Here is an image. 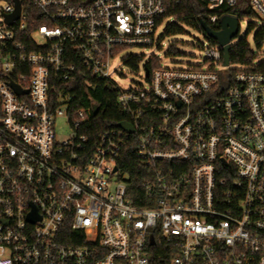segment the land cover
Here are the masks:
<instances>
[{
  "label": "built area",
  "instance_id": "1",
  "mask_svg": "<svg viewBox=\"0 0 264 264\" xmlns=\"http://www.w3.org/2000/svg\"><path fill=\"white\" fill-rule=\"evenodd\" d=\"M17 1L8 23L16 2L0 0V264H264V71L224 66L203 34L200 64L145 62L147 86L121 89L110 61L159 45L163 0ZM241 1L264 18V0ZM99 82L133 130L120 121L90 151L80 130L96 103H72ZM129 143L148 206L132 204L117 166Z\"/></svg>",
  "mask_w": 264,
  "mask_h": 264
},
{
  "label": "trees",
  "instance_id": "2",
  "mask_svg": "<svg viewBox=\"0 0 264 264\" xmlns=\"http://www.w3.org/2000/svg\"><path fill=\"white\" fill-rule=\"evenodd\" d=\"M163 4L165 6V13L161 19H158V22L163 20V18H170L172 21L166 24L162 36L184 33L181 24L203 33L200 27V22L202 21L212 30L216 31L219 29V22L217 21L211 24L208 21V16L213 14L219 17L230 14L236 17L237 20L245 16L255 17L253 11L241 0H238V3L232 7H220L219 9H208L206 3L201 0H163ZM251 29L252 26L249 25L248 31ZM253 41L257 48L264 45L262 44V41H264V26L255 31ZM166 53L168 55L178 54L173 45L168 46ZM254 58L255 55L250 51L244 37L229 48V60H231V63L251 65ZM137 61L138 58L136 57L130 58L126 61V64L130 68H134ZM158 64V59L151 57L146 62V67L148 70H151ZM255 68L264 71V61L257 63ZM75 89L78 94V99L72 103L73 108L87 107L92 103L98 105V110L91 116L88 125L83 126L80 130V133L87 137L91 151L98 133L104 129L117 126V123L125 119V116L115 103V90L110 87H105L103 82H99L96 88L80 84ZM134 144H127L120 152V156L117 159V166L126 177L124 181L127 184V193L131 198L132 204L137 207H144L149 205L143 188V182L147 177L148 169L136 157L133 149Z\"/></svg>",
  "mask_w": 264,
  "mask_h": 264
},
{
  "label": "rangeland",
  "instance_id": "3",
  "mask_svg": "<svg viewBox=\"0 0 264 264\" xmlns=\"http://www.w3.org/2000/svg\"><path fill=\"white\" fill-rule=\"evenodd\" d=\"M172 19H165L157 28L155 39H158V46L153 47H139L128 46L122 48L118 54L110 61L111 69L116 70L112 74V79L121 89L138 88L140 86L146 87L145 73L143 65L149 59L150 55L156 57L162 66L166 67H185L188 65H197L201 63L203 58L202 44L205 45L206 39L203 33L194 30L186 25L181 24L184 33L170 36H162L166 24ZM252 29L248 31V26ZM264 26V18L260 16L255 17H241L238 20V32L235 37L230 40V46L238 42L239 39L245 38L250 51L255 55L252 61L253 65L264 61V45L260 48L255 46L253 35L257 29ZM264 44V41H262ZM173 45L178 54L168 55L167 48ZM142 54V60L134 68H130L122 61L125 55ZM233 65H230L233 68ZM235 67V66H234ZM55 139L59 142L66 140L71 132L70 127L64 117L57 118L54 124Z\"/></svg>",
  "mask_w": 264,
  "mask_h": 264
},
{
  "label": "water",
  "instance_id": "4",
  "mask_svg": "<svg viewBox=\"0 0 264 264\" xmlns=\"http://www.w3.org/2000/svg\"><path fill=\"white\" fill-rule=\"evenodd\" d=\"M16 2V8L15 11L6 17V21L8 23L11 22L14 18L18 16L19 12V4L17 0H14ZM200 27L201 30L203 31V34L208 37L213 39L214 41L217 42V44L221 47L222 53H223V65L226 66L228 64L229 60V48H230V40L236 36L238 32V20L236 17L232 15H222L219 20V29L216 31L212 30L205 22H200ZM146 74L147 69L145 70ZM11 85L14 87V89L17 92H20V88L14 84L11 83ZM92 111L93 113L97 111L98 107L96 104L92 105ZM118 126L122 128L124 131L131 132L133 130L132 125L129 123L122 121L118 123Z\"/></svg>",
  "mask_w": 264,
  "mask_h": 264
}]
</instances>
